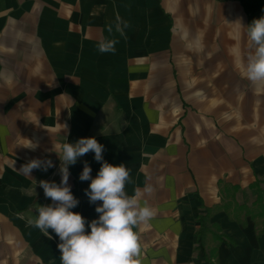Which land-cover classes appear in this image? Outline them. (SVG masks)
Returning a JSON list of instances; mask_svg holds the SVG:
<instances>
[{
  "label": "crops",
  "instance_id": "0c3cea01",
  "mask_svg": "<svg viewBox=\"0 0 264 264\" xmlns=\"http://www.w3.org/2000/svg\"><path fill=\"white\" fill-rule=\"evenodd\" d=\"M261 16L264 0H0V264H61L59 237L29 220L52 203L39 182H61L59 146L89 137L155 212L135 229L141 264H211L196 233L221 203L219 181L250 206V185L264 180V85L242 74L246 26ZM33 159L53 166L19 172ZM85 162L96 177L90 151L68 184L90 232L102 202L85 194ZM210 221L225 237L216 264H264L250 216L243 225L219 210Z\"/></svg>",
  "mask_w": 264,
  "mask_h": 264
},
{
  "label": "clouds",
  "instance_id": "9594fccd",
  "mask_svg": "<svg viewBox=\"0 0 264 264\" xmlns=\"http://www.w3.org/2000/svg\"><path fill=\"white\" fill-rule=\"evenodd\" d=\"M249 40L250 54L243 66V76L255 85H264V16L254 19L246 26ZM100 52H114V42H101ZM29 148L35 150L36 144ZM101 163L95 178L91 176V167L84 163L79 179L90 180L85 194L89 202L96 204L95 211L98 219H93L86 231V220L78 212H73L79 201L71 192L68 184L69 165H75L78 158L89 152ZM104 146L95 137L80 138L76 143H64L59 146L57 155L61 161V182L41 180L39 186L46 198H50L49 205H39L37 216L29 220V224L38 228L49 239L51 229L59 237L57 245L60 251L61 264H141L142 244L138 232L135 230L140 224L151 220L155 212L145 202L141 205L140 190L135 195H128L125 191L126 183L130 180L129 170L124 164L113 165L103 160ZM52 161L33 159L21 166L19 172L31 176L33 169L47 171L52 167ZM150 194L152 187L143 190Z\"/></svg>",
  "mask_w": 264,
  "mask_h": 264
},
{
  "label": "trees",
  "instance_id": "16d2710c",
  "mask_svg": "<svg viewBox=\"0 0 264 264\" xmlns=\"http://www.w3.org/2000/svg\"><path fill=\"white\" fill-rule=\"evenodd\" d=\"M251 188L257 190L256 200L249 206L240 204L236 200V193L239 186L232 185L225 181H219V193L221 195V203L213 207H206L205 213L199 215L200 223L197 230V249L203 251L205 258L216 264L217 247L224 240V235L221 233V227L215 222H211V216L219 211H226L231 220L245 225V218L250 216L254 221L258 235L264 232V180L256 179L251 185Z\"/></svg>",
  "mask_w": 264,
  "mask_h": 264
}]
</instances>
